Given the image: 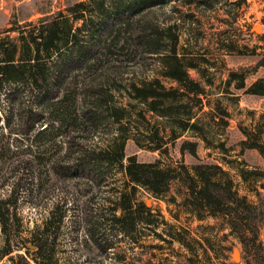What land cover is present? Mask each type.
Segmentation results:
<instances>
[{
  "label": "rangeland",
  "instance_id": "rangeland-1",
  "mask_svg": "<svg viewBox=\"0 0 264 264\" xmlns=\"http://www.w3.org/2000/svg\"><path fill=\"white\" fill-rule=\"evenodd\" d=\"M79 1L85 0H0V38L16 35V28L5 31L11 25L33 23L56 11L65 13L67 5ZM153 12L179 33L177 54L185 64L194 65L187 73L201 89L198 98L179 97L159 105L170 103L166 115L147 111L149 122L140 119L137 112L145 110V104L129 94L130 84L158 78L166 89H183L163 76L159 57L136 58L131 46L106 49L99 60L70 70L51 100L27 83L0 85V200L11 195L1 205L0 218L9 245L18 246L17 253L24 254L22 240L39 233L49 218L48 231L54 238L46 245L55 264H246L251 260L225 219L197 214L182 205L177 183L160 196L136 186L132 197L136 223L127 236L119 234L113 215L121 214V193L131 191L132 184L117 163L90 162L94 172L74 178L52 170L55 164L72 162L79 150L111 146L116 155L125 140V157L157 160L162 168L218 164L239 196L264 204V94L246 92L254 82L264 86V0H166ZM53 60L54 56L42 60L50 84L58 76ZM83 87L99 91L88 99L97 115L92 123L78 115ZM29 111L40 113V120L23 135L17 121ZM115 114L124 118L115 122ZM188 119L198 129H184ZM68 136L74 137L70 146ZM184 141L196 143L194 154L181 151ZM140 204L150 207L151 214L136 209ZM258 240L264 256V219ZM4 245L0 231V264H12L9 255L1 256Z\"/></svg>",
  "mask_w": 264,
  "mask_h": 264
},
{
  "label": "trees",
  "instance_id": "trees-1",
  "mask_svg": "<svg viewBox=\"0 0 264 264\" xmlns=\"http://www.w3.org/2000/svg\"><path fill=\"white\" fill-rule=\"evenodd\" d=\"M165 2L166 0H85L67 5L65 13L56 11L39 17L33 23L24 22L14 28L11 25L5 31L12 32L16 28V35L0 38V85L8 82L27 83L32 90L51 100L56 98L59 86L70 70L81 69L87 62L99 60L106 49L123 50L131 46L136 58L141 59L148 55L159 57L162 61L163 76L177 81L183 89H166L158 78L130 84L129 94L145 104V110L137 112L140 119L149 122L151 117L147 115V111L166 115L170 103L165 107L159 105L179 97L198 98L201 89L187 73V68H193L194 65L185 64L177 54L179 33H174L173 27L166 22L161 23L153 12L155 6ZM26 26L27 30L24 29ZM51 56H54L52 68L58 70L54 84H50L43 74L46 67L45 61L42 60ZM170 59L172 61H167ZM239 87H244L243 83ZM87 88L83 87L78 115L92 123L97 115L94 105L88 102V99L98 96L99 91L91 92ZM246 92L263 95L264 86L254 82ZM113 118L115 122H120L124 115L115 114ZM39 120L40 113L37 111H29L18 117V132L28 134ZM183 125L184 129H198L197 123H190V119L184 121ZM155 134L157 135V131ZM73 138L67 137L68 146L72 145L70 141ZM124 143L125 140H122L118 145L116 155L113 154L115 151L111 146L98 151L79 150L72 162L55 164L52 170L60 177L74 178L90 176V173L94 172L90 162L117 163L128 182L132 184L131 191L121 193L118 207L121 214L113 215V219L118 223L119 234L127 236L132 234L131 230L136 223V211L132 209L136 186L145 188L154 196H160L168 192L171 184L177 183L184 207L197 214L206 212L225 219L230 232L236 235L245 251L251 253V260H247L246 264H264L262 245L258 240L259 225L264 219L262 201L257 204L249 203L246 197L239 196L232 179L218 164L196 163L189 169L179 163L162 168L157 160L140 162L136 155L125 157ZM159 146L156 149L160 148ZM195 146V142L184 141L180 149L194 154ZM251 148L256 146L251 145ZM10 198L9 194L7 198L0 200V215L1 205ZM171 200L174 202L175 198L171 197ZM136 209H143L151 214L150 207L145 204L138 205ZM50 224L51 220L48 218L43 222L39 233H32L29 238L23 239L24 254H20L16 252L18 246L12 248L9 245L4 221L0 218V231L5 239L1 256L9 255L12 264H55L46 245L48 240L54 238L49 235ZM88 233L90 235L89 231Z\"/></svg>",
  "mask_w": 264,
  "mask_h": 264
},
{
  "label": "water",
  "instance_id": "water-1",
  "mask_svg": "<svg viewBox=\"0 0 264 264\" xmlns=\"http://www.w3.org/2000/svg\"><path fill=\"white\" fill-rule=\"evenodd\" d=\"M259 30V28L258 27H256L255 28V31H258ZM235 257L237 258L238 257V254H237V252H235Z\"/></svg>",
  "mask_w": 264,
  "mask_h": 264
}]
</instances>
